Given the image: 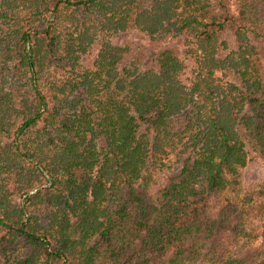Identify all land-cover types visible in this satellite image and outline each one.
Returning <instances> with one entry per match:
<instances>
[{"label":"trees","instance_id":"obj_1","mask_svg":"<svg viewBox=\"0 0 264 264\" xmlns=\"http://www.w3.org/2000/svg\"><path fill=\"white\" fill-rule=\"evenodd\" d=\"M264 0H0V264H264Z\"/></svg>","mask_w":264,"mask_h":264},{"label":"rangeland","instance_id":"obj_2","mask_svg":"<svg viewBox=\"0 0 264 264\" xmlns=\"http://www.w3.org/2000/svg\"><path fill=\"white\" fill-rule=\"evenodd\" d=\"M244 182L245 184L264 182V162L251 164L245 171Z\"/></svg>","mask_w":264,"mask_h":264}]
</instances>
